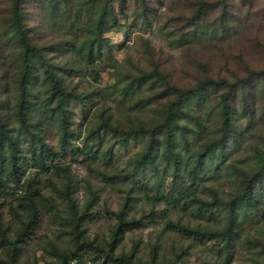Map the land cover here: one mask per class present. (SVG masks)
Listing matches in <instances>:
<instances>
[{
    "label": "rangeland",
    "instance_id": "obj_1",
    "mask_svg": "<svg viewBox=\"0 0 264 264\" xmlns=\"http://www.w3.org/2000/svg\"><path fill=\"white\" fill-rule=\"evenodd\" d=\"M20 1L40 49L25 81L24 128L23 48L14 0H0V117L17 139L16 169L10 143L0 145L7 151L0 152V264H58L66 250L80 264H264V179L260 207L243 218L231 251L203 233L225 226L264 153V0ZM43 62L73 93L65 102ZM209 78L228 82L177 107L179 178L171 166L165 171L163 156L157 171L150 164L135 175L146 141L124 145L121 133L163 122L178 87ZM223 91L233 102L230 132L222 127ZM213 142L221 145L207 152ZM122 210L127 221L143 222L118 234ZM176 222L199 233L170 226Z\"/></svg>",
    "mask_w": 264,
    "mask_h": 264
},
{
    "label": "trees",
    "instance_id": "obj_2",
    "mask_svg": "<svg viewBox=\"0 0 264 264\" xmlns=\"http://www.w3.org/2000/svg\"><path fill=\"white\" fill-rule=\"evenodd\" d=\"M125 5L127 4V1L124 2ZM206 4L205 2H200L199 6L197 8V11L195 12L194 16L197 18H200V16L203 14L205 10ZM114 10V8H112ZM115 12V11H114ZM13 27L15 29L16 34V40L18 39V42L20 43L21 47L23 48V58H24V73L21 80V88H20V97L18 102V109H17V117L21 125L25 128H28L30 125L28 124V111H29V103H30V96L28 92V88L26 85V78L28 81L30 80V77L33 73V70L35 68L34 63V55L38 54L39 47L33 44L29 34L27 27L24 22V13H23V7L22 2L20 0H14L13 4ZM41 68H44V72L46 73L47 77L51 80L53 89H54V95L58 97V100L65 102L69 96H73V93L70 91H67L61 84L59 76L54 71V68H52L47 63L43 62L40 65ZM31 82V81H30ZM228 80L224 79H215V78H209L206 79L199 84H197L196 87H178V97L173 99V101L169 102V108L168 112L161 123L154 125L152 128H146L141 127L139 129H128L126 131H123L121 133V140L124 145H127L129 142V139H136L138 137H142L143 141H146V145L144 149L140 152V155L138 156L136 167L134 169V174L136 175L137 172L140 169H145L148 165H153L155 168V171L158 170V162L163 156L164 163H165V171L171 166V169H174L173 173L177 179L178 172L180 170V160H181V152L174 147V145L177 142V132L180 129V126L178 125V112L179 110L177 107L181 105L182 101L184 99H187V96L196 97L198 95L204 94L206 91L210 90V88H218L222 85H226ZM186 97V98H185ZM222 102H224V107L221 110V116H222V127L225 131L230 132L231 131V125H232V108H233V102H231V94L230 91H223L221 94ZM65 118L67 116L65 113H62ZM67 126L69 125L68 119L65 121ZM187 125L185 124V127ZM5 123L3 122L2 118L0 117V145L2 141L6 140L9 142V148L10 149V159L13 168L16 169V158L15 154H11L16 152V142L17 139L12 137V134H6L5 129ZM69 128H67L68 130ZM119 132V131H118ZM116 133V131H115ZM120 133V132H119ZM64 135L68 136V131H64ZM160 136H163L162 140L160 139ZM36 141H42V139L37 138ZM230 139L227 138V141ZM217 141V140H215ZM163 142H167V148L164 151V153L161 154L160 148ZM43 144V143H42ZM40 144V145H42ZM221 145V142H218L216 145V142L211 143V146L207 148V152H210L211 148L212 150H215L216 148ZM174 147V149H173ZM40 148V147H38ZM1 154H5L7 151L2 150L1 148ZM205 152V151H204ZM263 154V155H262ZM260 154V163L258 166V169L251 175H249V179L247 180V183L244 190L238 194L236 201L233 203L232 208H230V215L229 220L225 224V226L217 231L213 232H203L204 235L208 236V240H213V238H216L218 241L223 243V249L227 251L230 250V246L232 241L234 240V235L236 234L239 226L243 223L242 220L244 217L248 216V211L254 212L258 210L260 205L256 202V196L260 197L261 194H257V184L264 179V153ZM161 155V156H159ZM200 163V162H199ZM200 168V166H198ZM195 172V171H194ZM195 183V182H194ZM202 204L207 205L206 202L201 201ZM77 212V208L74 205L73 206ZM125 210H122L120 213H118L119 221L116 228V233L119 234V232L123 229V227H128L131 225L138 226V224H141L143 222L142 219L138 220H131V222L127 221L125 218ZM251 214V213H250ZM74 222L73 225L76 227L79 226L81 222V216L75 214L74 215ZM250 218V216H248ZM246 218V220H249ZM173 228H177L181 231L188 232L189 234H198L199 232L196 230H193L190 227H187L185 225H182L181 223H171L170 225ZM74 253V252H73ZM76 253V252H75ZM74 254H71L69 251H65L64 253H61L59 256V262L58 264H70L74 259L76 260V264L79 263V260L77 257L73 256ZM128 264H133L132 261H127ZM80 264V263H79ZM135 264V263H134ZM137 264H151L148 262H141L139 261Z\"/></svg>",
    "mask_w": 264,
    "mask_h": 264
},
{
    "label": "built area",
    "instance_id": "obj_3",
    "mask_svg": "<svg viewBox=\"0 0 264 264\" xmlns=\"http://www.w3.org/2000/svg\"><path fill=\"white\" fill-rule=\"evenodd\" d=\"M70 264H76V260L74 259Z\"/></svg>",
    "mask_w": 264,
    "mask_h": 264
}]
</instances>
